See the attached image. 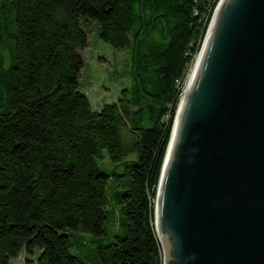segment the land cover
Masks as SVG:
<instances>
[{
    "label": "trees",
    "instance_id": "1",
    "mask_svg": "<svg viewBox=\"0 0 264 264\" xmlns=\"http://www.w3.org/2000/svg\"><path fill=\"white\" fill-rule=\"evenodd\" d=\"M219 1L0 0V264H164L160 176ZM93 29L128 55L98 107Z\"/></svg>",
    "mask_w": 264,
    "mask_h": 264
},
{
    "label": "water",
    "instance_id": "2",
    "mask_svg": "<svg viewBox=\"0 0 264 264\" xmlns=\"http://www.w3.org/2000/svg\"><path fill=\"white\" fill-rule=\"evenodd\" d=\"M195 65L157 191L163 263L264 264V0H220Z\"/></svg>",
    "mask_w": 264,
    "mask_h": 264
},
{
    "label": "rangeland",
    "instance_id": "3",
    "mask_svg": "<svg viewBox=\"0 0 264 264\" xmlns=\"http://www.w3.org/2000/svg\"><path fill=\"white\" fill-rule=\"evenodd\" d=\"M95 34L96 33L94 32V29L89 31V45L87 49L83 52V55L85 56V60L88 63H90L93 68V70L87 68L88 73L89 74L94 73L93 76L94 77L97 76V78L94 80L93 78L91 79L90 77L88 81H90L91 79V83L89 84L88 81L86 80L87 78H85L84 76L83 77L86 82L85 85L87 86L89 85L90 88L86 90V92L89 94L93 104L98 107L103 103L104 101L103 98H105V96L111 94L110 95L111 98L109 99L116 100L115 95H118V93H120L122 89L129 86L128 82H124V84L123 82L122 84L119 82L115 85H112L110 81L107 80V73H106V72L111 73V77H113V73L117 71L120 73L123 72L125 73L128 70V55L124 52L123 53L117 52L114 48H112L110 45H107L105 43L103 44L100 43L101 47L104 50L101 47H98L97 46L98 42ZM93 58H95V62ZM188 80H189V75L186 83H188ZM107 86H109L108 88H110L111 86L110 90L114 94L110 93V91L105 89L107 88ZM116 91H118V93L115 94Z\"/></svg>",
    "mask_w": 264,
    "mask_h": 264
},
{
    "label": "bare ground",
    "instance_id": "4",
    "mask_svg": "<svg viewBox=\"0 0 264 264\" xmlns=\"http://www.w3.org/2000/svg\"><path fill=\"white\" fill-rule=\"evenodd\" d=\"M195 62H196V61H195ZM195 69H196V65L194 64V65L192 66L191 70H190L189 79L192 78ZM183 98H184L183 96L180 98V102L183 100ZM180 102H179V104H180Z\"/></svg>",
    "mask_w": 264,
    "mask_h": 264
}]
</instances>
